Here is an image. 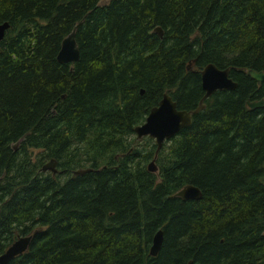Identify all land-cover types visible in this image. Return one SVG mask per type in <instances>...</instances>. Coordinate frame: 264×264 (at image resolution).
<instances>
[{
    "label": "trees",
    "instance_id": "1",
    "mask_svg": "<svg viewBox=\"0 0 264 264\" xmlns=\"http://www.w3.org/2000/svg\"><path fill=\"white\" fill-rule=\"evenodd\" d=\"M103 1L0 0V254L36 231L6 264H264V105L245 106L264 100L246 75L264 72V0ZM77 23L78 61L59 64ZM207 64L236 88L156 154L137 141L164 92L197 107ZM184 185L200 199L174 197Z\"/></svg>",
    "mask_w": 264,
    "mask_h": 264
},
{
    "label": "water",
    "instance_id": "2",
    "mask_svg": "<svg viewBox=\"0 0 264 264\" xmlns=\"http://www.w3.org/2000/svg\"><path fill=\"white\" fill-rule=\"evenodd\" d=\"M77 23L72 30L62 39L59 49L56 53L55 60L59 64H74L78 61V50L74 41V31L77 28ZM8 28L6 22L0 23V41L4 37V33ZM158 38H161L162 32L160 28L155 27L152 30ZM189 69V64L186 67ZM228 69H218L212 64L205 65L199 71L200 89L203 92V96L199 101L197 107L191 111L178 110L176 104L167 94L164 92L161 95V99L156 106L152 107L146 115L142 124L134 127L133 133L137 141L143 137H149L153 140L155 145V154L161 148L164 141L171 139L180 130L187 128L191 123V115L199 112L203 109L202 100L208 98L216 91H233L236 88V83L228 77ZM246 75L253 80L256 84H260L264 81V72L248 70ZM142 92L140 91V94ZM264 105V100L245 102V106L248 110L261 109ZM19 141L15 143L17 145ZM14 145V147H15ZM154 157L148 163L146 169L150 173H154L156 167L154 166ZM42 172H50L54 175L57 171L55 169V161L48 160L40 167ZM90 169H78L71 173V178L81 176L90 172ZM60 173V172H58ZM181 201L199 200L201 197L200 191L191 185L182 186L174 195ZM36 231L27 236L17 237L1 254L0 264H6L16 256L24 253L31 241L32 236ZM162 243V230L157 229L151 238V243L148 248V255L155 257L158 253Z\"/></svg>",
    "mask_w": 264,
    "mask_h": 264
},
{
    "label": "rangeland",
    "instance_id": "3",
    "mask_svg": "<svg viewBox=\"0 0 264 264\" xmlns=\"http://www.w3.org/2000/svg\"><path fill=\"white\" fill-rule=\"evenodd\" d=\"M107 0H105V1H103V2H106ZM152 140V139H151ZM141 141V140H140ZM152 142H153V140H152ZM145 145H149V143L148 142H142L141 143V145L140 146H145ZM28 154H29V158H30V160H31V162H35L36 160H37V156H38V154H39V152L38 151H36V150H32V151H29L28 152ZM151 161V160H150ZM149 161V162H150ZM148 162V163H149ZM46 163V162H45ZM148 163L146 164V165H148ZM44 164V163H43Z\"/></svg>",
    "mask_w": 264,
    "mask_h": 264
},
{
    "label": "flooded vegetation",
    "instance_id": "4",
    "mask_svg": "<svg viewBox=\"0 0 264 264\" xmlns=\"http://www.w3.org/2000/svg\"><path fill=\"white\" fill-rule=\"evenodd\" d=\"M133 135H134V133H133ZM134 138H135V136H134ZM144 138V137H143ZM149 138V137H148ZM140 141V140H139Z\"/></svg>",
    "mask_w": 264,
    "mask_h": 264
},
{
    "label": "bare ground",
    "instance_id": "5",
    "mask_svg": "<svg viewBox=\"0 0 264 264\" xmlns=\"http://www.w3.org/2000/svg\"><path fill=\"white\" fill-rule=\"evenodd\" d=\"M229 70V69H228ZM143 94V93H142ZM195 187V186H194Z\"/></svg>",
    "mask_w": 264,
    "mask_h": 264
}]
</instances>
